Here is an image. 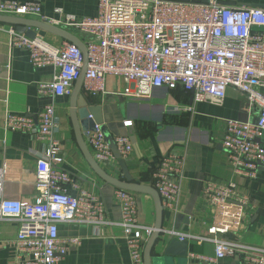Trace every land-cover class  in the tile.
Listing matches in <instances>:
<instances>
[{
	"label": "built area",
	"instance_id": "2783aa9c",
	"mask_svg": "<svg viewBox=\"0 0 264 264\" xmlns=\"http://www.w3.org/2000/svg\"><path fill=\"white\" fill-rule=\"evenodd\" d=\"M0 15L39 17L52 27L84 35L85 39H79L87 52L83 79L93 95L104 91L107 76L121 78L125 84L121 95L138 100L150 97L157 88L182 87L192 91L196 102L221 106L228 88L241 92L257 119L225 120L222 146L233 173L255 179L257 166L264 164V146L258 142L264 133V9L227 7L218 0H98L95 17L62 15L49 20L35 1L0 0ZM8 32L13 47L26 50L34 66L52 68V82L40 84L39 93L69 96L83 68L79 48L65 40L52 46L37 36L31 39L17 33L13 27ZM56 123L54 104L44 108L37 127L25 116L5 117L7 130L36 133L46 142L44 155L36 162L35 202L5 198L0 171V219L19 224L16 238L9 242L15 254L13 264H56L79 242L77 238L61 242L60 223L100 225L105 218L103 201L82 190L75 197L68 194L73 178L58 168L62 158L60 142L53 137ZM87 139L98 164L113 159L99 125ZM114 144L120 158L126 159L132 150L130 140L116 137ZM183 165V156L167 155L154 171L153 188L164 209H172L178 201ZM203 192L218 213L210 235L238 231L252 211L233 182L205 181ZM115 200L121 209L120 225L126 233L130 262L144 264V246L153 229L139 224L137 202L130 192L117 190ZM212 241L213 256H197L195 264H216L237 250L217 238ZM242 261L264 264V252L245 251Z\"/></svg>",
	"mask_w": 264,
	"mask_h": 264
},
{
	"label": "crops",
	"instance_id": "0c3cea01",
	"mask_svg": "<svg viewBox=\"0 0 264 264\" xmlns=\"http://www.w3.org/2000/svg\"><path fill=\"white\" fill-rule=\"evenodd\" d=\"M2 1H35L49 20L59 19L62 15L95 17L98 14V0ZM218 1L227 7L264 9V0ZM23 18L40 21L39 17ZM10 27L0 24V171L3 196L35 202L36 162L46 149V142L36 133L7 130L4 124L6 115L28 117L37 127L44 108L54 104L57 123L53 137L60 142L62 158L58 168L73 178L67 192L75 197L80 190L85 191L103 201L105 207L103 224L64 222L58 225L61 242L69 238H77L79 242L56 264H131L126 233L120 225L121 209L115 200L118 189L103 182L90 168L74 136L69 110L75 83L69 96L54 98L49 93H39L40 84L52 82L53 70L48 66H34L26 50L13 47L8 32ZM33 31L52 46H59L62 42L53 34ZM71 33L80 40L85 39L79 32L78 35ZM124 88L121 78L107 76L104 91L93 95L83 79L79 102L94 107V114L101 122L96 125H103L113 142L116 137L130 140L132 150L122 161L133 182L153 187V174L161 158L167 155L184 158L178 201L172 209L163 208L162 232L153 247L151 264H195L197 256H213L214 238L237 248L233 256L219 259L216 264H243L245 251L252 250L255 255L263 253L264 164L257 166L255 179L238 177L233 173L222 146L225 120L254 122L257 119L245 96L228 88L224 103L215 106L194 101L191 93L182 87L175 90L157 88L150 97L141 100L122 96ZM81 109L78 107L77 110ZM258 142L264 146V133ZM85 145L93 156L87 138ZM98 165L110 176L122 179V168L114 155L107 163ZM209 180L218 184L235 183L237 192L252 207L238 231L215 236L208 233L218 216L203 192V184ZM131 194L137 202L139 224L153 229L156 218L153 199L146 194ZM18 228L16 220L0 219V264L14 263L15 254L9 242L16 238ZM172 240L186 242L185 256L178 255L177 250L166 254Z\"/></svg>",
	"mask_w": 264,
	"mask_h": 264
},
{
	"label": "water",
	"instance_id": "95a60500",
	"mask_svg": "<svg viewBox=\"0 0 264 264\" xmlns=\"http://www.w3.org/2000/svg\"><path fill=\"white\" fill-rule=\"evenodd\" d=\"M0 24L12 26L14 27L17 33L25 34L28 38L31 39L36 37L35 31H33L34 29L47 32L61 38L62 40L74 44L81 51L83 55V68L81 69L79 78L75 82L70 97L69 115H70L74 136L77 145L80 151L82 152L86 162L103 182L115 187L118 190H124L135 194H146L153 199L155 206V216H156L155 224H154L153 232L150 235V237L147 239L143 250L144 264H151V253L153 247L162 232L163 211H164L162 207V203L157 191L153 187L141 185L133 182L132 178L129 176L127 172L124 162L122 161V159H120V155L115 147L113 138L105 131L103 125L100 126V130L103 133L104 138L108 143L114 157L118 159V163L122 168V174H121L122 179L114 178L109 174H107L105 171H103V169L94 160L93 156L90 154V152L88 151L85 145V138L88 137V134L90 132H94L96 124H101V122L100 119L97 118L94 114L95 112L94 107H87V104L85 102H83V104L79 102V92L83 82L85 66L87 64V52L84 45L73 34L52 27L41 21L30 20L23 17L0 15ZM190 93L192 95V91ZM78 107H81L83 109L77 110ZM185 246H186L185 241L172 240L168 244L166 254L173 253L175 250H177L178 255L185 256V249H186Z\"/></svg>",
	"mask_w": 264,
	"mask_h": 264
},
{
	"label": "rangeland",
	"instance_id": "374dc122",
	"mask_svg": "<svg viewBox=\"0 0 264 264\" xmlns=\"http://www.w3.org/2000/svg\"><path fill=\"white\" fill-rule=\"evenodd\" d=\"M75 35H78L79 33H77L76 31H72Z\"/></svg>",
	"mask_w": 264,
	"mask_h": 264
}]
</instances>
